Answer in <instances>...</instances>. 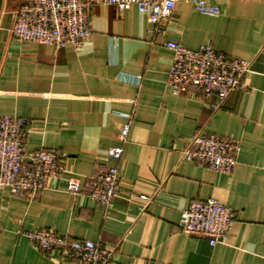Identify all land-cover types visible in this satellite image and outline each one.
I'll return each mask as SVG.
<instances>
[{
    "label": "crops",
    "instance_id": "crops-1",
    "mask_svg": "<svg viewBox=\"0 0 264 264\" xmlns=\"http://www.w3.org/2000/svg\"><path fill=\"white\" fill-rule=\"evenodd\" d=\"M21 1L0 0V117L28 120V151H56L65 172L33 197L0 191V264H77L61 249L38 251L24 236L41 229L109 248V264H264V0H206L218 16L179 0L156 26L135 8L96 7L79 50L14 40ZM167 41L190 50L209 44L248 62L246 88L217 109V98L198 89L173 95ZM127 122L118 195L106 210L86 184L115 164L107 151L120 145ZM197 134L239 144L230 175L183 159ZM70 176L80 181L77 196L65 191ZM207 199L234 219L213 247L179 225L182 210Z\"/></svg>",
    "mask_w": 264,
    "mask_h": 264
},
{
    "label": "built area",
    "instance_id": "built-area-1",
    "mask_svg": "<svg viewBox=\"0 0 264 264\" xmlns=\"http://www.w3.org/2000/svg\"><path fill=\"white\" fill-rule=\"evenodd\" d=\"M179 0H22L13 15L9 30L11 37L21 43L47 45L55 50L68 46L79 50L91 36V11L100 6H113L119 11L135 8L152 25H159L172 17ZM193 10L207 16H218L219 8L206 0H186ZM165 48L172 52L166 86L173 95L198 89L205 96L214 95L220 107L236 90L246 88L244 76L249 63L230 58L203 44L195 50L167 41ZM130 122L122 125L120 145L107 151L115 162L103 172L90 177L86 186L89 198L104 209H110L118 195L124 145L128 140ZM31 124L15 116L0 117V191L11 195L31 197L50 189L65 172L63 159L56 151L39 149L29 152L27 138ZM239 144L216 136L195 135L183 152L189 163L206 167L219 174L230 175L237 165ZM65 191L73 196L80 192V181L70 176L64 182ZM147 200L146 197H141ZM234 219L230 209L213 199L193 201L181 211L179 225L187 235L207 237L211 247L226 240ZM26 239L40 252L50 254L61 249L77 264H109L113 251L99 247L90 240H78L41 229L26 232Z\"/></svg>",
    "mask_w": 264,
    "mask_h": 264
}]
</instances>
